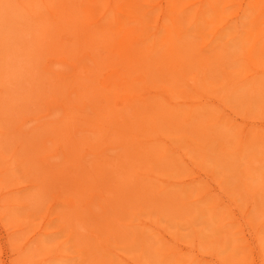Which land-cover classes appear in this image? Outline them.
<instances>
[{
    "label": "bare ground",
    "instance_id": "bare-ground-1",
    "mask_svg": "<svg viewBox=\"0 0 264 264\" xmlns=\"http://www.w3.org/2000/svg\"><path fill=\"white\" fill-rule=\"evenodd\" d=\"M36 1L37 4L32 3L31 6L30 0L22 1L24 15L28 14L37 23L43 20L46 11L50 12L51 17L46 29L31 35L33 42L30 49L35 48L34 57H37L31 66H34L38 76L30 82L28 93L33 92V95L28 96L26 92L22 101L0 105V120L4 121L0 126L7 125L5 131L0 129L3 135L0 136V188L17 183L22 176L32 180L42 178L44 185L40 189H43V193L38 190L33 196H27H32L29 205L32 212L27 215L31 218L43 210L49 197H56V202L49 206V214L56 204L68 206L59 212L61 226L63 231L69 232L68 240L74 241L73 246L89 254L80 260V264H120L113 255L122 248L135 253L141 251L135 256L138 264H148L154 260L157 264L165 262L168 256L160 252L163 246L154 245L145 236L144 227L154 225L160 229L157 225L159 218L145 222L142 218L145 212L163 214L173 221L183 220L189 225L190 234L197 239L198 246L203 238L208 237L209 246L220 250L219 243L224 239L221 252L231 251L222 259L229 260V264H264L261 250H252L256 252V257L250 263L246 261V256L235 258L239 245L234 244L227 234H219V222L214 211L219 205L209 208L213 219L212 233L206 235L205 228L198 229L197 220L206 213L202 211L200 216L194 214L195 209L184 198L202 188L179 192L171 186L193 185L199 180L211 184L214 183V175L199 173L189 181L175 182L172 178L175 174L179 175L182 169L178 158L169 154L171 148L175 152H183V148L189 146L191 150L183 152V155L194 152L201 167L212 160L210 157L214 158L211 161L214 162L213 166H221L224 172H228L225 176L229 182L226 187L233 189L235 195L259 199L261 210L258 216L264 215V131L261 130L264 123L255 126L259 129L253 130L251 136L248 130L256 122L245 121L238 142V132L228 119L233 117L224 113L225 107L231 104L238 111L264 115V82L255 78L246 82L251 84L250 87L243 89V86H236L246 81L242 78L248 68L256 66V74L264 71L259 70L260 66H264V27L258 26L261 22L258 20L264 18V0L249 2L252 6L259 5L260 10L253 19L255 27L246 32L250 48L248 52L242 51L245 70L237 69L240 66L237 61L240 60L234 58L237 51L233 53L232 47H225L221 51L223 55L208 53V47L230 20L221 26L216 22L223 18L228 6L238 3L236 0L225 6H222L225 0H164L163 5L154 0ZM158 7L161 9L158 14L161 19L157 16ZM192 26H196L195 33L189 31ZM163 30L166 33L160 37ZM208 34H211V38L203 45V38ZM8 49L11 51L13 48ZM46 52L56 54V66L44 63ZM15 59L10 58V62L14 61V65L18 66L20 61ZM67 60L72 64V69L63 73L60 69ZM227 60L230 61L231 70ZM39 66L46 72L56 74L59 69L60 73L57 72V77L42 76ZM4 67L2 63L1 70ZM6 74L2 71L0 76V99L7 98L8 87L4 80L14 83L15 70ZM40 76L44 78L39 79ZM22 85V82L17 83L11 87L12 91H17ZM212 94L217 97L214 104L223 110V114L217 116L215 108L196 114L195 106L211 102ZM198 96L202 99L193 98ZM177 97L190 99L177 101ZM13 98L16 99V95ZM51 101H59L60 106L56 104V110L61 107L64 112L52 119L55 124L37 123V129L31 136L37 143L29 148L22 147V140L12 133L21 109L28 105L31 109H40ZM184 104L189 107L188 110L180 106ZM206 113V117H203ZM47 115L49 113L41 115L39 120ZM94 126L97 128L93 129ZM79 134L82 137H77ZM112 137L117 148L115 158L112 161L97 159L105 152V149L97 150V142L103 143L107 139L112 142ZM48 141L52 144L57 142L63 149V162H70L71 174L66 172L65 166L55 167L53 161L43 155L50 148ZM163 141L168 144L166 147L160 144ZM177 141L181 143L175 145ZM87 145L92 151L81 154ZM245 149L251 151L250 159L241 169L242 163L237 162ZM20 150L31 154L27 161L22 159ZM208 151H213V154L210 156ZM259 154L263 155L262 163L254 165ZM113 167L116 170L113 175L106 173V169ZM253 168L259 169L258 181L253 178ZM16 169L22 170L23 174H16ZM220 185L216 184L204 198L213 191L221 196L220 206L226 201L230 205H237L235 199L227 198ZM184 192L186 195H183ZM217 194L213 200L207 201L217 202ZM89 196L91 199L87 198ZM94 196L99 199L97 204L101 211L98 214L106 217L102 223L92 227L86 223V219L88 211L93 210L91 204L94 203ZM16 199L9 198L2 205L15 206ZM232 213L238 217L236 222L242 225L243 230L249 231L253 243L258 242L259 248L263 249L264 236H258V232L253 231L248 210L240 213L233 209ZM10 216L12 222L28 223L24 229L33 225L32 219L20 221L18 210L10 213ZM136 220L140 222L136 224ZM135 225L141 228H133ZM226 241L228 246L225 245ZM26 244L19 250L24 251ZM56 250L59 253L64 250L61 243ZM174 259L173 264L186 262L184 256ZM7 261H10L9 264H32L35 259L34 255H24Z\"/></svg>",
    "mask_w": 264,
    "mask_h": 264
},
{
    "label": "rangeland",
    "instance_id": "rangeland-1",
    "mask_svg": "<svg viewBox=\"0 0 264 264\" xmlns=\"http://www.w3.org/2000/svg\"><path fill=\"white\" fill-rule=\"evenodd\" d=\"M22 1L23 0H0V76L2 74V71H4L5 75L7 76L8 74H6V72H12L13 70H15V74L13 75L15 77L14 83L11 84L6 79L4 80L6 82L5 85H7L8 87L7 94H5L7 98L0 99V105L9 104L10 102L14 104L15 101H22V98L26 96V92L28 93L29 89L31 88L30 82L35 81L34 78L38 77L37 71L35 70L34 66H31L35 63L34 60L36 59L34 58H37L34 57L36 52L35 48L30 49V46L33 42L31 35L32 33L34 34L35 31L42 30L43 28L46 29V26L50 22L51 15L48 11L44 12L45 17L43 18V20L39 19V23L31 19L28 14L24 15L25 10L22 8ZM154 1L158 2L159 5H163L165 4L166 0ZM232 1L233 0H225L222 6H225L226 4L231 5ZM236 1H238V3L233 6H228L225 13L223 14V18L216 22V25L221 26L230 20L229 24L224 29H222V33L219 34L214 40V42L208 47L210 50L208 51V53H210L211 55H214L216 53L223 55L224 53L221 51L225 47H232L231 51L233 53L235 50L237 51L234 58H239L240 60L237 61L239 62L238 65H240L237 69L245 70L246 65L243 66L242 64L245 56L242 54V51L246 50L248 52L250 48V42L247 39L249 38V36L246 35V32L251 28L255 27L253 19L259 12L260 8L259 5L252 6L249 3L251 0ZM32 3L37 4V1L30 0L29 5L31 6ZM160 10L161 9H159L158 7V19H161V16L158 15L160 13ZM237 15L239 16L236 17ZM258 21H261L260 25H258L259 28L264 27V18ZM7 23H10L11 25L6 26L5 24ZM166 23L168 22L166 21ZM194 28H196V26L190 27V33H195ZM10 31H13V33L10 34ZM165 33L166 31L163 30L160 33V37L163 36ZM210 38L211 34L205 36V38H203V45H205V43L209 41ZM8 47H12L13 49L10 51ZM29 49L30 51H28ZM10 58H16L15 60H19L20 62L18 66L14 65V61L10 62ZM234 58L232 59L234 60ZM256 58L258 59V56ZM44 59V63H50V66L54 67L56 66L55 63L58 58L56 54L46 52ZM52 60H54L53 63ZM2 63L5 65L3 70H1ZM7 64H12L13 66H9ZM21 64L22 70H20ZM227 64L229 65L228 68L231 70L232 68L230 67L229 60H227ZM76 65H78V63ZM39 67L42 76L57 77V72L60 73L59 69L57 70L56 74H54L50 71L46 72L45 69L41 66ZM260 68L261 69L259 70H264V66H260ZM71 69L72 64L67 60L63 62L62 68L60 70L65 73L66 71H71ZM257 70L258 68L255 66L253 68H248L246 71H244L242 79L245 78L246 81L243 80V82H239L236 86H243V89L250 87L251 84L246 82L253 81V79L255 78H258L259 81L261 80V82H264V71L259 74H256ZM42 76H40L39 79H43L44 77ZM247 77L250 78L247 79ZM19 82H22L23 85L17 91H12L13 88L11 87L15 86ZM190 92L192 91L190 90ZM13 95H16V99L13 98L15 100L12 99ZM32 95L33 92L28 93V96ZM211 97H213L211 99V102L206 103L204 105L195 106L194 112L196 114H202L206 112V110L215 108L216 115L221 116L223 114V110L220 107H217L216 104H214L213 102L214 99H217V97H215L214 94H212ZM156 98H161V96H157ZM193 98L202 99V97L200 96ZM186 99L189 100L190 98L177 97L175 100L184 101ZM60 102L62 103L63 100H60ZM60 102L51 101L50 103L45 104L40 109H31L30 107H28L29 105L23 106V108L21 109L20 118L16 121V126L13 128L14 130L12 129L13 135H18V138L22 140V147L29 148L31 144L37 143L35 139H32L31 137L34 130L37 129L35 128V125L37 123L42 121L44 125L55 124V122H52V119L58 118L64 112V110L59 107ZM56 104L59 105V108H57V110L55 107L57 106ZM180 106L185 110L189 109L186 104ZM225 108L226 110L224 113H229L230 117H233L232 119H228L230 120V124L233 126V129L238 132V142L241 140L242 131L244 130V127L246 125L245 121L256 122V125L250 127L248 130L251 131V136H253L254 134L253 130L259 129L255 126H259V124L264 123V115L247 114L245 111H238L237 108L231 104H228ZM54 110L56 111L54 112ZM47 113H49V115L39 120V117L41 115H45ZM206 115L207 113L203 117H206ZM3 122V120H0V123ZM22 123H25L24 126L19 127ZM6 127L7 125L0 126V129L2 131H5ZM94 128H97V126H94L93 129ZM38 130L40 129L38 128ZM261 130L264 131V129ZM0 136H3L2 133H0ZM77 137L82 136L79 134ZM43 143L44 142H41V144ZM48 143H50V141H48ZM100 143L101 142H97V150L100 151L105 149V152L100 158L97 159L103 161H112V159L115 158V155H117V148L114 144L116 142L113 140V137L112 142H110V139H107L106 141H103V143ZM180 143L181 141H177L175 142V145H178ZM50 144V148L47 149L46 152L43 153V155H47V157H49V159L53 161L55 167L65 166L64 169L66 170V172L69 173L70 170L68 164L70 162H63V149L57 142L54 144ZM160 144L163 147H166L168 145L166 141H163ZM189 148L191 147L186 146L185 148H183V152L190 151L191 149ZM89 151L92 150L88 146L82 151L81 154L85 155ZM21 152L23 153L22 159H25V161H27L31 154H28L27 151ZM183 152H175L172 148L171 150H169V154H173L176 158H178L180 164L179 166L182 169L179 175L175 174V176L172 178L173 181H189L190 178L198 176L199 173H202L204 175L207 174L210 176L214 175V183L211 184H208L206 180H199L193 185H187L186 183L171 186L173 189L179 190V192H182L183 189L187 190L189 188L194 187L198 189L202 188L201 191L197 189L198 191H194L191 194L186 195V191L183 194L186 195V197L184 198L185 202L188 205L193 206L192 208L195 209L194 214L200 216L202 211L206 213L204 216L202 215L197 220L198 229L200 227L205 228L204 232L206 235H210L212 233L211 228L213 219L210 217V214H212V212L209 213V208L217 204L219 206L214 211L216 213L215 217L216 219H218L219 222L218 224L216 223L220 231L219 234H227L228 237L232 238L234 244L239 245V251L237 252V255H235V258H241L246 256V261L250 263L252 259L256 257V252L258 250H261V252L264 254V247L263 249H260L258 246V242L253 243L249 231L243 230L242 225L236 222L237 216L235 215V213H232L233 209L240 213L241 211L242 213H246V211L248 210V214L250 216L249 218H251V221H249L250 223H252L251 225L253 231L258 232V236H264V215L260 214V216H258V214L260 213L259 211L261 210V202L259 201V199L247 198L246 196H238L233 194V189L226 187V184L229 183L225 178L228 172H224L223 167L221 166H213L214 162L211 161L214 160V158L210 157V159L212 160H209L208 164L205 167H201L199 165V159L195 156L194 152H190V154L186 156L183 155ZM250 152L251 151L249 149H245L244 155L237 162V164H239L240 162L242 163L240 167L241 169L245 168L246 165L249 163L248 161L250 159ZM53 154H55L56 156H51ZM208 154L211 156L213 154V151H208ZM88 155L90 156V154ZM262 158L263 155L259 154L257 156L258 161H255L253 164H261ZM86 161L89 164V161ZM194 163H197V165H195ZM23 166H25V164H23ZM18 169L21 168L19 167ZM18 169H16V174H23V171ZM255 169L256 168L252 169L254 174L253 178L258 181V176L260 175V173L258 172L259 169ZM105 171L106 173H110L111 175L116 172L115 167L110 168L109 170L106 169ZM173 172L175 173V171ZM71 173L72 172H70L69 174ZM206 179H208V177H206ZM43 182L44 180L40 177H36L34 180H32V178L30 177L22 176L20 181H18L17 183L15 182V184H8L7 186H5V188H0V264H3V262H7V264H9L10 261L7 260H10L11 258L19 259L24 255L26 257L34 255L35 262L32 264H39L40 262L41 264H80V260L86 258L87 255H89L85 250H79V247H74V241L68 240L69 232L63 231L62 229L59 212L64 208H68V206L56 204L55 206H53L52 212L49 214V206H52L56 202V197H49L44 209L32 216L31 218L27 215V213L32 212V210L29 208V205L30 202H32L31 197L33 196L34 192L41 190V192L43 193V189H40V186L44 185ZM219 183H221L220 187H222L220 189L227 196V198H231L233 200L235 199L237 201V205H230L229 202L226 201L225 203L221 204L222 206H220V201L222 200L221 196L217 194V192L213 191L211 192L210 196L204 198L207 192L213 189L215 185ZM3 193L5 194L3 195ZM42 193L40 194V196L42 195ZM216 194L217 202L215 201L213 203H209L207 200H213ZM28 195L32 196L28 198ZM15 197L17 198L15 201V206H13L12 204L7 206L2 205L5 204L9 198ZM87 198L91 199V196ZM93 199L94 203L91 204L93 210L88 211V218L86 219V223L92 227H95L97 224L99 225V223H102V220H104L106 216H100L98 214L99 211H101V208L99 207L100 205L98 206L97 204L99 200L98 197L94 196ZM101 201L103 200L101 199ZM17 210L18 215L20 216V221H22V219H25L23 222H28L30 221V219H32L34 220L33 225H29L27 228L24 229L23 227H25V225L28 223L22 224L21 222L17 223L10 221V213H16ZM142 218L145 220V222L148 223L151 220L159 218V223L157 225L160 229H157L156 227H154V225H149V227L144 228L146 238H149V240L156 246H163L160 252L168 256V258L162 264H173L172 260H175L174 258H177L178 256H184V259L186 260L185 264H229V260L226 259L224 261L222 259V257H227L231 251L230 249H228L221 252V247H224V239H222L223 242L221 240L219 243L220 250H216L214 247L209 246L208 237L203 238V244L200 242V245L198 246L196 241L197 239L195 240V237L190 234L191 229L189 228V225L186 224L183 220L178 222L176 219H174L173 221L171 219H168V217L163 216V214H149L147 212L142 215ZM135 222L136 224H138L140 221L136 220ZM133 228L139 229L141 227L135 225ZM75 232L78 233L76 230ZM210 239H212V237ZM60 243L64 248L61 253L57 252L56 250V247L60 245ZM25 244L26 246L24 251H20L19 249ZM225 245L228 246L229 243L226 241ZM252 250H255L256 252H253ZM140 253L141 251L135 253L132 250H129L128 248H122L119 249L118 253L114 254L113 256L118 260V262H120V264H138L135 259V256ZM123 258H125L126 260H123ZM143 260H146V258H144ZM148 264H157V261L154 260Z\"/></svg>",
    "mask_w": 264,
    "mask_h": 264
},
{
    "label": "clouds",
    "instance_id": "clouds-1",
    "mask_svg": "<svg viewBox=\"0 0 264 264\" xmlns=\"http://www.w3.org/2000/svg\"><path fill=\"white\" fill-rule=\"evenodd\" d=\"M20 70H22V64H21V68H20Z\"/></svg>",
    "mask_w": 264,
    "mask_h": 264
}]
</instances>
